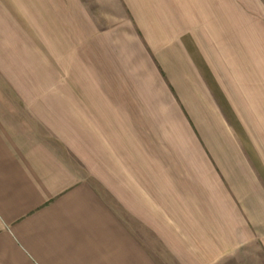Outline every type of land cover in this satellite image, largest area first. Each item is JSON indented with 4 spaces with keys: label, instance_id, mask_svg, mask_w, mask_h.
I'll list each match as a JSON object with an SVG mask.
<instances>
[{
    "label": "crops",
    "instance_id": "crops-1",
    "mask_svg": "<svg viewBox=\"0 0 264 264\" xmlns=\"http://www.w3.org/2000/svg\"><path fill=\"white\" fill-rule=\"evenodd\" d=\"M23 19L83 31L87 103L16 84ZM225 45L264 48V0H0V264H264V148L202 49Z\"/></svg>",
    "mask_w": 264,
    "mask_h": 264
},
{
    "label": "rangeland",
    "instance_id": "rangeland-1",
    "mask_svg": "<svg viewBox=\"0 0 264 264\" xmlns=\"http://www.w3.org/2000/svg\"><path fill=\"white\" fill-rule=\"evenodd\" d=\"M20 17L24 18L23 14ZM22 21L26 22L25 19ZM26 26H31L27 35L23 31L16 34L17 44H20L16 46V53H25V57H30L31 62H26V77H17L16 84L32 87V93L27 96L33 102H52L58 98V101L65 103L64 107H71L77 102L87 103L91 91L89 89L97 84V79L90 81L86 76V63L77 60L86 59V47L81 49V45L77 46L72 42V33L82 35L83 31L60 30L54 28L55 24L40 25L34 19L30 24L26 22ZM202 49L219 76V83L225 95V112L235 119L236 128L246 140H253L259 149H263V46L225 45L206 46ZM20 62H17V75H20L19 70L22 68V61ZM40 86L58 94L39 95L37 92Z\"/></svg>",
    "mask_w": 264,
    "mask_h": 264
}]
</instances>
